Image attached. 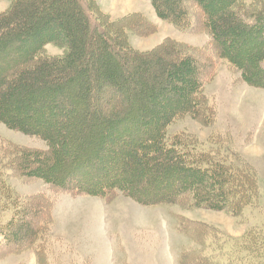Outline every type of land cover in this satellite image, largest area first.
Returning a JSON list of instances; mask_svg holds the SVG:
<instances>
[{
  "label": "trees",
  "instance_id": "16d2710c",
  "mask_svg": "<svg viewBox=\"0 0 264 264\" xmlns=\"http://www.w3.org/2000/svg\"><path fill=\"white\" fill-rule=\"evenodd\" d=\"M40 1L13 0L0 13V122L46 145L14 146L0 162V211H12L0 223V244L32 245L41 230L27 218L47 214L21 198L7 175L89 196L120 193L145 206L187 201L234 216L264 199L250 163L185 133L169 134L177 120L204 114L213 63H203L195 46L168 37L137 50L130 32L153 29L141 13L115 20L96 0ZM149 1L175 28L208 33L217 59L264 89V0ZM49 44L64 52L47 54ZM202 247L185 251L179 264H261L264 228L248 229L224 253Z\"/></svg>",
  "mask_w": 264,
  "mask_h": 264
},
{
  "label": "rangeland",
  "instance_id": "374dc122",
  "mask_svg": "<svg viewBox=\"0 0 264 264\" xmlns=\"http://www.w3.org/2000/svg\"><path fill=\"white\" fill-rule=\"evenodd\" d=\"M12 3L13 0H0V13ZM96 3L112 19L139 12L152 24L148 33L130 32L128 40L133 48L150 50L170 37L195 46L196 54L206 65L213 63L210 72L206 69L203 117L185 116L170 126L169 134L185 133L205 147L218 146L250 163L264 194V89L249 86L226 61L217 59L208 33L175 28L157 17L149 0ZM46 4L42 0L39 5ZM190 11L197 17L193 5ZM136 23L143 21L138 17ZM46 52L61 55L64 50L49 44ZM14 146L46 148L41 139L0 122V162ZM5 178L21 198L47 208V214L41 210L39 215L36 212L27 218L30 227L41 230L40 238L32 245L0 244V264H179L185 251L195 250L200 244L207 252L220 246V253H224L248 229L264 228L263 198L234 216L229 211L197 208L187 201L145 206L120 193L96 197L60 190L39 179L18 175ZM11 212L0 211V223ZM231 264L239 262L234 260Z\"/></svg>",
  "mask_w": 264,
  "mask_h": 264
}]
</instances>
